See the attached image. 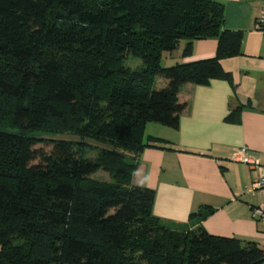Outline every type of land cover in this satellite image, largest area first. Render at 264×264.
Masks as SVG:
<instances>
[{"label": "trees", "instance_id": "16d2710c", "mask_svg": "<svg viewBox=\"0 0 264 264\" xmlns=\"http://www.w3.org/2000/svg\"><path fill=\"white\" fill-rule=\"evenodd\" d=\"M223 12L216 0H0V264H264L254 241L161 221L135 180L138 154L167 142L144 138L147 123L178 128L187 85H232L220 61L241 53L242 32ZM210 37L213 56L160 64Z\"/></svg>", "mask_w": 264, "mask_h": 264}, {"label": "crops", "instance_id": "0c3cea01", "mask_svg": "<svg viewBox=\"0 0 264 264\" xmlns=\"http://www.w3.org/2000/svg\"><path fill=\"white\" fill-rule=\"evenodd\" d=\"M216 1L223 5V28L242 32L241 53L220 61L232 85L222 79L187 85L180 99L189 107L178 128L147 123L144 138L167 142L165 148L149 145L138 154L135 180L154 190L152 214L161 221L200 225L210 234L254 241L264 250V215L256 212L264 213V189L253 187L258 170L234 158L245 148L264 163V28L255 23L262 0ZM216 47V38L197 39L190 56H178L191 62L213 56ZM247 103L237 121L225 120L230 110ZM192 213L197 216L190 218Z\"/></svg>", "mask_w": 264, "mask_h": 264}, {"label": "built area", "instance_id": "2783aa9c", "mask_svg": "<svg viewBox=\"0 0 264 264\" xmlns=\"http://www.w3.org/2000/svg\"><path fill=\"white\" fill-rule=\"evenodd\" d=\"M255 23L258 29L264 28V0H262L261 12L258 18L256 19ZM234 158L236 160L247 163L251 167L257 168L258 176L253 184V187L256 189H264V163H260L256 158L249 156L245 148H240L235 151ZM256 212L258 215L263 217V209L257 210Z\"/></svg>", "mask_w": 264, "mask_h": 264}, {"label": "rangeland", "instance_id": "374dc122", "mask_svg": "<svg viewBox=\"0 0 264 264\" xmlns=\"http://www.w3.org/2000/svg\"><path fill=\"white\" fill-rule=\"evenodd\" d=\"M179 52H180V54H179ZM178 55H180V57H181V51L178 49H175L171 52L164 51L162 53V56L160 59V64L162 66H170L176 62H180L181 58ZM138 61H139V59L133 60L132 58L127 60L128 63L131 62V65H135ZM163 83H164V80L159 78L156 80L154 86H155V88H159ZM146 134H147V132H146ZM63 137L68 138V137H70V135L63 134ZM98 173H95V174H97L98 177H100L101 179H103L105 177V176L103 177V175H106L104 173V171H102V170ZM95 174L93 176H95ZM97 175L95 177H97Z\"/></svg>", "mask_w": 264, "mask_h": 264}]
</instances>
